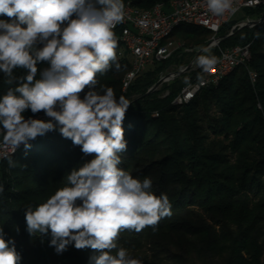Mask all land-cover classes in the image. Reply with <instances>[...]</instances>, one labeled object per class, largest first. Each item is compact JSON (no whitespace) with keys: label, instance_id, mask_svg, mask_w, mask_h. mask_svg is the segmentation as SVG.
Returning a JSON list of instances; mask_svg holds the SVG:
<instances>
[{"label":"trees","instance_id":"1","mask_svg":"<svg viewBox=\"0 0 264 264\" xmlns=\"http://www.w3.org/2000/svg\"><path fill=\"white\" fill-rule=\"evenodd\" d=\"M128 1L136 8L149 9L171 0H123ZM249 11L255 18L262 16L261 8ZM0 19L9 18L0 16ZM262 21L255 27L261 37L255 38L247 29L242 34L235 31L221 42L224 48L253 41L250 66L258 75L254 84L249 71L241 66L218 86L202 90L189 103L174 105L173 99L181 89L201 78V70H198L186 72L144 96L168 65L182 61L186 54L151 63L123 91V77L132 68V60L125 53L127 48L123 49L119 42L116 59L120 69L113 66L104 74H96L97 88L111 87L117 98L122 95L131 101L122 124L127 149L121 154L119 167L134 178H152V191L157 196L167 194L172 206V215L162 218L155 231L151 226L139 233L132 231L134 238H139L138 246L151 240L164 251L186 254V260L194 258L193 264L195 258L216 264L262 263L264 19ZM236 23L226 24L219 35H226ZM179 34L190 39L213 36L210 30L192 25L179 27L175 36ZM201 43L205 46L209 41ZM210 54L217 57L218 48H210ZM37 67L43 69L47 64ZM25 74L24 69L14 70L17 77ZM15 86L7 83L0 72V96ZM167 91L169 94L164 96ZM41 113L44 112L33 114L29 109L23 115L27 119ZM29 143V149L23 145L11 156L14 166H10L7 159L0 162L3 188L0 227L5 239L14 240L21 256L19 264H89V258L98 254L91 248L77 250L69 245L58 254L50 246V231L47 235H29L25 211L28 206L46 202L57 189L65 187L71 170L93 156H85L81 147L63 138L58 128ZM252 195L261 199L256 202Z\"/></svg>","mask_w":264,"mask_h":264},{"label":"clouds","instance_id":"2","mask_svg":"<svg viewBox=\"0 0 264 264\" xmlns=\"http://www.w3.org/2000/svg\"><path fill=\"white\" fill-rule=\"evenodd\" d=\"M206 3L216 16L236 11L233 0ZM0 16L9 18L0 19V72L16 85L0 96V144L11 153L21 144L29 149L31 140L58 128L85 156H93L73 168L66 186L46 202L26 207L29 235L50 231V246L58 254L69 245L91 248L98 254L89 264H142L118 247L120 232L139 233L149 226L155 231L172 215V206L167 194L152 191L151 178H134L119 167L127 149L122 124L131 101L117 98L111 87L96 86L97 73L120 69L113 29L125 18L123 0H0ZM202 52L195 63L207 71L217 58L208 48ZM42 63L47 67L38 69ZM17 68L26 74L15 76ZM29 109L50 119H25ZM6 158L14 166L11 155ZM20 260L14 240H6L0 227V264Z\"/></svg>","mask_w":264,"mask_h":264},{"label":"built area","instance_id":"3","mask_svg":"<svg viewBox=\"0 0 264 264\" xmlns=\"http://www.w3.org/2000/svg\"><path fill=\"white\" fill-rule=\"evenodd\" d=\"M124 4L125 18L122 23L118 24L113 29V31L116 37H122L123 48L124 44H131V52L125 53L129 57L136 59V70L128 82V87L137 76L143 74L147 70L151 63L163 62L173 57L181 58L185 54L194 52L187 48L171 47L172 38H167V30L169 24L173 21L199 20L203 22V24L215 27L216 41L213 42V47L220 48L219 55L216 57L217 64L213 68L204 71L197 66L195 62L193 63L188 72L201 70V78L184 86L173 99L184 100L185 103H188V100L192 96H198L205 88L215 87V78L222 70L230 67L233 62H243V66L247 65L251 56L252 43L221 48L222 38H220L219 34L223 27L233 21L235 15L243 9L254 10L261 8L262 15L264 12V0L258 2L233 0V6L236 11L234 13L229 11L221 16L213 15L208 10L206 0H180V2L176 4H157V10H155L154 15L138 13L130 1ZM254 19H256L254 16L249 15L246 19L238 21L227 34L234 31L236 25L242 26L244 25L243 23L246 24ZM125 53H121V55ZM172 73L173 72L164 71L161 73L160 78ZM249 73L251 79V69ZM177 77L176 75L172 76L164 83H170ZM251 82L254 84L253 81ZM168 94L169 91H167L164 96ZM2 139L3 137L0 136V141H2ZM7 148L9 147L0 144V154Z\"/></svg>","mask_w":264,"mask_h":264},{"label":"rangeland","instance_id":"4","mask_svg":"<svg viewBox=\"0 0 264 264\" xmlns=\"http://www.w3.org/2000/svg\"><path fill=\"white\" fill-rule=\"evenodd\" d=\"M249 15H252L255 17V14H252L249 11V9H243L235 15L233 21L238 22L242 19H246ZM257 25H259V24H257ZM257 25L246 27V28L244 27L243 29L239 30L238 32L240 34H242L245 32V30L249 29V30H251V33H253L252 35L255 36V38L261 37V32L255 28ZM235 31H237V30H235ZM175 38H176V42L178 43V45H185L186 47L193 49L194 52H191L187 55L185 54L186 57L182 58V61L177 60V61H174L173 63L169 64L167 69L165 70V72H177L179 69L189 65L194 60V57L197 54V52L200 50V48H202L204 46V44H202L201 41L202 40H208L210 42L212 39V36H202V37H198L197 39H190V38H187L185 35L179 34L178 36H175ZM232 43H234V42H232ZM232 43H230V44H232ZM251 43L253 44V41ZM221 48H223V47H221ZM218 50L220 51V48H218ZM252 60H253V54H252V49H251L250 59H249L247 65L244 67L242 66V68H244V70L250 72V69H252L250 66V63H252ZM241 71H243V70H240V72ZM252 72H254V71H252ZM164 95H165V93H164ZM259 107H260V104H259ZM252 198H254L255 199L254 201L257 202L261 199V196L252 195ZM261 225H262L261 231L263 234V238H262V241H263L264 240V222ZM219 228L220 227L218 226V229ZM132 231L133 230H122L120 232L119 237H118V241H117L118 247L126 248L129 251L130 255L136 259L141 260L142 264H193V262H191V260H193L194 258L193 259L190 258L189 260H186L185 259L186 254H183L181 252L164 251L161 248H158L156 246L157 245L156 242L151 241V240H149V241L147 240L146 242H143V244L141 246H138L139 242L137 241V239L139 240V238H138V236H136L137 238H134L135 236H133ZM113 251H115V250H113ZM194 261H196L195 264H216V263H212V261H210V260L205 261V260L199 259V258H197V259L195 258ZM261 264H264V254H263Z\"/></svg>","mask_w":264,"mask_h":264},{"label":"bare ground","instance_id":"5","mask_svg":"<svg viewBox=\"0 0 264 264\" xmlns=\"http://www.w3.org/2000/svg\"><path fill=\"white\" fill-rule=\"evenodd\" d=\"M181 1H188V0H181ZM240 1L258 2L261 0H240ZM179 2H180V0H171L169 3H157V4H176ZM157 4L154 5L152 8H149V9H139V8H136L135 6H134V9L137 10L138 13H146L147 15H154L155 10H157ZM263 14H264V12H263ZM243 24H245V23H243ZM189 25L198 26V27L210 30L213 33L211 42L213 43L216 41V29L212 25L203 24V22H201L199 20L173 21L171 24H169V27L167 30V38H172V40H171V47L172 48L191 49L189 47H186L185 45H178V43L176 42V38H175V33L179 27L189 26ZM116 39H117V42L122 43V37H116ZM124 46L127 48L128 52H131V44H124ZM191 51H194V50L191 49ZM131 60H132V68L123 77V91H126L128 89V82L136 70V59L131 58ZM241 66H243V62H233L230 67H227L226 69L222 70L221 73L215 78V86H218L220 84V82L225 77H227L229 74H231L233 71H235L237 68H239ZM180 70L181 69H179L177 72H173L172 74L165 75L162 78L163 82H165L168 78L175 76ZM257 78H258L257 73L252 72V70H251V79L254 83L256 82ZM196 97L197 96H192L188 100V103L190 101H192L193 99H195ZM184 104H186L184 100H175L174 101V105H177V106L178 105H184ZM32 118H34V119H48V117H46L45 113L34 115V116H32ZM22 146H23V144H21L13 153H11L12 150L10 147L7 148L5 151H3L2 154H0V162L7 159L6 157L8 155H11V156L14 155Z\"/></svg>","mask_w":264,"mask_h":264},{"label":"water","instance_id":"6","mask_svg":"<svg viewBox=\"0 0 264 264\" xmlns=\"http://www.w3.org/2000/svg\"><path fill=\"white\" fill-rule=\"evenodd\" d=\"M263 19H264V14H263L261 17H258V18H256V19L252 20L251 22H248V23H246V24H244V25H242V26L236 25L234 31H232L231 33L226 34V35H224V36H220V38H222V41H223L224 39L229 38V37H231L232 35H234V34H235V30L239 31V30L243 29L244 27H250V26L257 25V24H259ZM212 47H213V43L210 41L207 45H205L204 47H202V48L197 52V54H196L195 57H194V60H193L189 65H187V66H185L183 69H181V70L176 74V76H180V75H182V74L188 72V71L191 69L193 63L196 61L197 56H199V55H201V54L203 53V52H202V49H203V48H208V49H210V48H212ZM163 83H164V82H163L162 78H160V79L157 81V83H155V84H154V85H153V86L147 91V93H146L144 96L149 95V94L153 93L154 91L158 90V89L163 85Z\"/></svg>","mask_w":264,"mask_h":264}]
</instances>
